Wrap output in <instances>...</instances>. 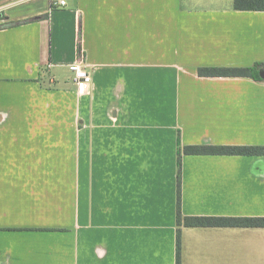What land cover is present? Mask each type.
I'll return each mask as SVG.
<instances>
[{
	"label": "crops",
	"instance_id": "0c3cea01",
	"mask_svg": "<svg viewBox=\"0 0 264 264\" xmlns=\"http://www.w3.org/2000/svg\"><path fill=\"white\" fill-rule=\"evenodd\" d=\"M5 1L0 264H175L178 152L264 146V81L197 74L264 64V12ZM180 178L184 217H264V157L182 153ZM180 264H264V228L182 227Z\"/></svg>",
	"mask_w": 264,
	"mask_h": 264
},
{
	"label": "trees",
	"instance_id": "16d2710c",
	"mask_svg": "<svg viewBox=\"0 0 264 264\" xmlns=\"http://www.w3.org/2000/svg\"><path fill=\"white\" fill-rule=\"evenodd\" d=\"M235 11L264 12V0H233ZM264 72V64H256L250 68H199L200 77H240L255 81H264L259 76ZM185 155H225L264 157V146H224L205 147L188 146L178 152L177 157V186H176V261L180 264V231L182 227H240L264 228V217H184L180 211V181L181 154Z\"/></svg>",
	"mask_w": 264,
	"mask_h": 264
},
{
	"label": "built area",
	"instance_id": "2783aa9c",
	"mask_svg": "<svg viewBox=\"0 0 264 264\" xmlns=\"http://www.w3.org/2000/svg\"><path fill=\"white\" fill-rule=\"evenodd\" d=\"M52 4L62 7L65 5V2L60 0L59 2H53ZM67 68L68 72L71 74L76 91L80 95H89L91 91V76L86 70V67L81 64V62H76L69 65Z\"/></svg>",
	"mask_w": 264,
	"mask_h": 264
},
{
	"label": "rangeland",
	"instance_id": "374dc122",
	"mask_svg": "<svg viewBox=\"0 0 264 264\" xmlns=\"http://www.w3.org/2000/svg\"><path fill=\"white\" fill-rule=\"evenodd\" d=\"M19 0H7L5 1V4H13V3H17Z\"/></svg>",
	"mask_w": 264,
	"mask_h": 264
},
{
	"label": "water",
	"instance_id": "95a60500",
	"mask_svg": "<svg viewBox=\"0 0 264 264\" xmlns=\"http://www.w3.org/2000/svg\"><path fill=\"white\" fill-rule=\"evenodd\" d=\"M259 76H260L261 79H264V72H260Z\"/></svg>",
	"mask_w": 264,
	"mask_h": 264
}]
</instances>
